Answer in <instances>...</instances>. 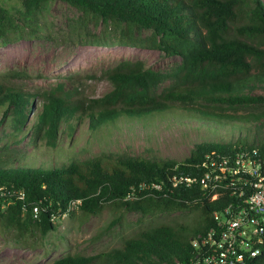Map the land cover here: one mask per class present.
Returning <instances> with one entry per match:
<instances>
[{"label":"trees","instance_id":"1","mask_svg":"<svg viewBox=\"0 0 264 264\" xmlns=\"http://www.w3.org/2000/svg\"><path fill=\"white\" fill-rule=\"evenodd\" d=\"M51 0H21L15 17L0 4L2 43L37 37L39 14ZM81 20L102 28L86 42L153 49L179 60L154 69L140 59H122L104 69L110 89L81 97L76 86L58 83L38 93L16 86L18 72L0 76V223L17 235L45 236L56 219L77 210L99 214L106 205L126 212H196L192 226L161 222L95 255H66L50 264H193V238L213 225L212 212L227 201L202 187L205 171L240 150L264 155V0H61ZM144 31L148 32L144 34ZM81 80V79H80ZM41 97L39 107L34 105ZM178 104L188 119L212 129L192 142L182 160L127 152L78 158L71 141L66 156L60 133L70 138L81 121L91 131L119 119L141 121L167 114ZM246 109L248 116L226 112ZM32 110V118L30 111ZM249 117L257 122L251 131ZM222 129L228 135H217ZM243 130L246 131L242 136ZM235 133H239L234 137ZM26 140L33 150L18 149ZM42 143V144H39ZM44 146L45 150H41ZM196 177L186 184L173 176ZM247 264H264L261 253Z\"/></svg>","mask_w":264,"mask_h":264},{"label":"rangeland","instance_id":"2","mask_svg":"<svg viewBox=\"0 0 264 264\" xmlns=\"http://www.w3.org/2000/svg\"><path fill=\"white\" fill-rule=\"evenodd\" d=\"M0 4L15 17L20 16L21 0H0ZM38 18L40 32L37 37L7 43L0 39V76L7 71L18 72L21 75L11 81L28 92L38 93L64 83L66 89L76 86L77 95L81 97H100L111 87L110 82L100 76L101 72L122 59H140L154 69H165L179 60L176 55L168 56L153 49L99 46L86 42L92 34L101 31V24L95 27L85 23L80 19L78 9L61 0L49 1ZM40 99L37 95L36 107H39ZM224 110L248 116L246 109ZM183 114H186L185 109L175 104L165 115H153L141 121L119 119L101 125L96 131L90 130L85 119L76 126L73 137L60 133L62 154L66 156L73 140V151L80 159L100 152H127L179 161L189 154L192 142L214 134L212 129L194 120L188 119L185 124L173 121ZM242 119L250 121L252 132L256 130L257 122L249 117ZM245 133L243 130L242 136ZM215 134L228 135V132L220 129ZM238 135L235 133L234 137ZM26 143L24 140L17 148L33 150V146ZM46 148L40 147L41 150ZM196 214L176 211L143 216L139 212H126L106 205L97 215L85 216L74 210L57 218L56 229L45 236L38 232L17 235L0 223V264H50L66 255L103 253L119 247L125 238L139 230L161 222L178 221L192 226Z\"/></svg>","mask_w":264,"mask_h":264},{"label":"built area","instance_id":"3","mask_svg":"<svg viewBox=\"0 0 264 264\" xmlns=\"http://www.w3.org/2000/svg\"><path fill=\"white\" fill-rule=\"evenodd\" d=\"M178 181L190 184L196 177L173 176V185ZM201 182L212 200L224 190L227 201L212 212L213 225L192 239L193 264H247L264 241V155L240 150L205 171Z\"/></svg>","mask_w":264,"mask_h":264}]
</instances>
